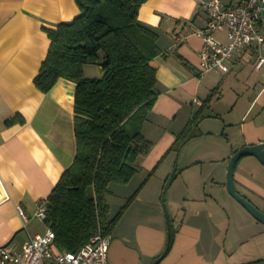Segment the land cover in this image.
Returning a JSON list of instances; mask_svg holds the SVG:
<instances>
[{
  "label": "crops",
  "instance_id": "0c3cea01",
  "mask_svg": "<svg viewBox=\"0 0 264 264\" xmlns=\"http://www.w3.org/2000/svg\"><path fill=\"white\" fill-rule=\"evenodd\" d=\"M79 13L75 0H0V245L14 250L46 231L37 203L76 154V83L60 77L43 92L33 80L50 46L44 28L55 29ZM137 17L157 34L160 53L151 65L158 95L142 127L152 147L138 157L137 172L124 185L135 175L145 180L125 194L138 191L109 234L110 264H151L166 249L171 231V245L157 264L264 263V224L226 185L233 153L264 141L260 48L235 51L227 72L200 74L203 38L196 32L208 15L196 1L147 0ZM214 36L227 41L225 30ZM83 72L102 75L97 62L84 64ZM199 110L203 117L189 126ZM170 175L175 176L163 193ZM233 180L236 191L264 212V165L257 157H241Z\"/></svg>",
  "mask_w": 264,
  "mask_h": 264
},
{
  "label": "trees",
  "instance_id": "16d2710c",
  "mask_svg": "<svg viewBox=\"0 0 264 264\" xmlns=\"http://www.w3.org/2000/svg\"><path fill=\"white\" fill-rule=\"evenodd\" d=\"M145 1L75 0L77 16L55 29L44 28L50 46L35 86L47 92L60 77L76 83V154L46 198L45 222L54 230L60 250L76 251L97 231L109 235L138 192L109 215L110 184L129 182L137 172L138 157L152 147L142 127L158 95L151 60L160 49L156 32L137 17ZM93 62L102 75L86 77L83 65ZM214 94L212 90L204 106ZM202 117L199 110L189 126H197ZM174 176L165 180L163 193ZM171 242L172 231L167 245Z\"/></svg>",
  "mask_w": 264,
  "mask_h": 264
},
{
  "label": "built area",
  "instance_id": "2783aa9c",
  "mask_svg": "<svg viewBox=\"0 0 264 264\" xmlns=\"http://www.w3.org/2000/svg\"><path fill=\"white\" fill-rule=\"evenodd\" d=\"M194 1L208 15L204 27L196 32L203 38L198 64L200 74L212 70L229 71L228 61L234 52L243 47L251 49L254 45L261 50L256 67L264 63V0H241L234 5L222 0ZM223 30L226 31V42L214 36L215 32ZM18 213L26 220L21 207H18ZM36 215L45 221L46 199L37 203ZM54 239L55 232L48 226L44 233L29 236L20 250L0 245V264H38L42 260L55 264H110V236L101 231L92 234L76 251L60 250Z\"/></svg>",
  "mask_w": 264,
  "mask_h": 264
},
{
  "label": "water",
  "instance_id": "95a60500",
  "mask_svg": "<svg viewBox=\"0 0 264 264\" xmlns=\"http://www.w3.org/2000/svg\"><path fill=\"white\" fill-rule=\"evenodd\" d=\"M247 155H253L257 157V159L264 165V141L260 143H256V144H246L233 153L228 163L227 181H226L227 190L239 203H241L247 209V211H249V213H251L253 217H255L257 220H259L260 222L264 224V212L260 210L258 207H256L253 203H251L244 196L240 195L236 191L235 185H234L233 179H234L235 165L241 157L247 156ZM168 247L169 245H167L163 253L151 264H157L162 259L164 254L166 253Z\"/></svg>",
  "mask_w": 264,
  "mask_h": 264
},
{
  "label": "rangeland",
  "instance_id": "374dc122",
  "mask_svg": "<svg viewBox=\"0 0 264 264\" xmlns=\"http://www.w3.org/2000/svg\"><path fill=\"white\" fill-rule=\"evenodd\" d=\"M191 130H194V129H191ZM185 149H186L185 151H187V149H188L187 146ZM161 167H160V169H161ZM139 169H140V167H139ZM162 169H163V167H162ZM144 180L145 179H143V180L139 179V176L135 175L131 184L128 186H125L124 184H119V183H111L110 184L111 191L107 194V200L109 203V215L111 217L114 216L117 212H119L120 208L126 203L128 197L125 194H126L127 190L130 189L129 187H132L133 184L134 185L138 184V186H137V188H138ZM180 181H183V179H181ZM124 200H125V202H124ZM122 202H124V203H122Z\"/></svg>",
  "mask_w": 264,
  "mask_h": 264
}]
</instances>
